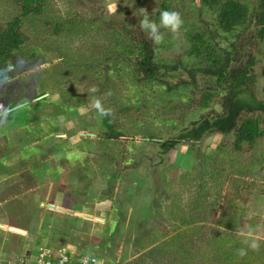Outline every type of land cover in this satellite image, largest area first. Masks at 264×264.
Here are the masks:
<instances>
[{
	"label": "rangeland",
	"instance_id": "1",
	"mask_svg": "<svg viewBox=\"0 0 264 264\" xmlns=\"http://www.w3.org/2000/svg\"><path fill=\"white\" fill-rule=\"evenodd\" d=\"M94 1L97 3L95 8L99 18L101 16L105 20L115 12L113 6L117 9L119 5H123L122 0H49L41 16L25 21L29 39L22 49L27 55L16 58L14 69L15 73L17 71L14 73L16 76H9L0 85V113L10 110L0 116V169L7 177L17 175L23 178L22 183L18 182L14 186H10L12 183L10 181L0 186V191H6L4 194L6 204L3 205L6 208L3 209L8 211V208H11V213L19 219H24L33 216L35 209L38 208L40 222L54 223V218L61 220L57 234L49 232L47 238L42 234V230L38 233V240L35 243L33 240L31 245L26 247L28 251L32 250L30 256L33 260L39 252L38 249L42 247H50L55 251L57 246L65 245L69 250L74 248L76 252L95 255L98 257L97 264H156L149 263L150 258L143 253L129 260L130 256L122 251L123 240H132L140 235L141 228L152 226L151 220L160 217V212L169 201L165 193L170 192L175 186V182L168 180L173 179L175 174L177 176L181 169L198 165L202 147L208 146L206 155L209 156L212 150L215 151V143L219 137L230 138L231 132L228 131L229 127L225 126L222 131L220 130L222 135L215 133L208 136L207 130L203 129V133L193 137L192 132H189V135L186 133L179 135L181 129L171 131L163 127L158 132L160 136L158 141L164 140V146L152 145L149 150L138 155L143 156L134 159L135 167L138 169L135 168L136 171L130 172L129 175L128 170H125L126 175L122 180L118 179L124 174V170L121 169L123 166L126 167L124 164L127 163L119 164L114 159L117 158V149L125 144L115 143L114 140L106 138L103 133L105 130L100 125V116L91 117L87 113L91 109V102L84 101L83 96L86 91L88 98L91 92L90 87L88 89V80L91 85L97 82L92 69L100 66L101 61L96 62L92 56L82 54L88 43L81 41L82 36L89 37L95 49L99 48V51L103 52L113 42L115 34L104 30L101 22L87 24L91 17L87 4L94 8L92 4ZM11 2L12 0H0V20L9 17ZM158 3L159 0H139L137 10L144 14L145 9L151 15ZM168 3L171 11L180 14L183 25L191 24L197 18L206 20L208 25L212 24L213 15H208L209 12L204 13L202 17L198 16V0L183 2L168 0ZM73 17H76L75 21H72L76 27L70 30L71 35H51L52 30L45 26L49 21L65 18L71 20ZM180 30L172 34L164 33V41L161 44H155L151 40L156 60L172 65L178 59L183 65H191V58L185 55L187 43L182 28ZM146 36L148 37L147 33ZM223 42L219 41L220 46H227L226 42ZM238 43V56H234L230 76H235L246 67L248 76L252 79L243 87L245 91L234 92L231 100H228V111L230 113L231 109L235 111L240 108V111H236L239 115L242 109L245 108L247 111L252 108L249 112L254 111V114L258 115L259 129L264 132V38L258 37L253 27L249 33L243 32ZM32 52L36 54L30 55ZM104 62L107 64V61ZM197 81L195 91L198 95L203 90L216 94L214 104L206 111L212 110L221 114V103L229 89L222 91L215 81L203 76H198ZM176 91L185 94L184 97L190 95V89ZM42 93L47 95L43 99L35 100L43 95ZM93 96L97 94L93 95L92 92V98ZM17 106L20 107L16 108ZM234 111L230 114L233 115ZM199 118V112L186 116L183 128H187L189 120L196 121ZM215 125L218 128L224 126V123L220 125L215 122ZM217 128H214V131ZM224 131L228 134L225 135ZM82 133L94 134L95 137L83 136ZM98 135L105 137L99 138ZM207 136L210 137L208 142L203 143ZM263 138L264 136L261 141L256 142L255 151L260 156L264 155ZM122 139L124 138L121 137L119 140ZM134 139L142 140L139 137ZM187 141L190 142L186 143ZM165 144L170 147L167 148ZM162 149V162L157 166L153 163L155 167L150 168L148 162H156L158 152ZM112 163L120 172L118 178L111 179L114 187L113 194L109 196L102 177L106 176L104 172L110 173L109 165L112 167ZM144 169L146 171H143ZM163 170L171 175L168 176ZM162 176H166V183H163ZM256 176L262 182L261 192L253 198L247 196L239 199L241 209L217 207L213 215L203 220L205 227L207 224V228L214 226L237 232L245 229V219L249 215H256L257 236L264 239V159ZM49 191L59 199L58 203L54 200L56 204L63 206L70 203L69 208L73 214L91 215L104 219V222L94 219L87 221L79 215L76 217L48 210V198L45 194ZM59 235L64 236V239L55 240ZM3 241L7 240L0 239V257L5 254L3 244L8 245ZM8 242L16 243L15 240ZM199 242L200 240L189 241L192 246ZM155 243L157 241H150L147 247ZM17 244L21 245L19 241ZM125 247L129 246L126 244L123 248ZM192 250L195 254L197 250L204 252V245L196 246ZM101 251L104 255H101ZM18 255L20 254L16 256ZM20 257L22 256L16 259ZM23 261L24 256L19 259L18 264H23ZM160 264H171V260L167 259ZM183 264H210V261L203 256L193 262L183 260Z\"/></svg>",
	"mask_w": 264,
	"mask_h": 264
},
{
	"label": "trees",
	"instance_id": "2",
	"mask_svg": "<svg viewBox=\"0 0 264 264\" xmlns=\"http://www.w3.org/2000/svg\"><path fill=\"white\" fill-rule=\"evenodd\" d=\"M48 1L12 0L9 17L0 20V85L9 76H16V58L27 55L22 49L29 39L25 21L41 16ZM138 2L139 0H122L123 5H119L107 20L101 16L99 18L95 1L92 3L94 8L87 4L91 13L87 24L101 22L104 30L115 34L113 42L103 52L99 48L95 49L89 37L81 38V41L88 42L82 54L92 56L96 62L101 61L100 66L92 69L97 82L91 85L88 80V89H98L93 95L97 94L95 97L101 100L103 107L110 110V115L104 117L92 108L87 113L91 117L100 116V125L104 128L103 133L107 139L125 144L117 149V158L114 159L119 164L127 163L121 169L124 174L118 178L120 170L114 168L112 163V167L109 165L110 173L104 172L106 176L102 177L109 196L113 194L114 187L111 179L115 177L122 180L126 175L125 170H128V175L135 172L134 159L143 158L138 155H142L152 145L164 146V140H153L160 139L158 132L163 127L171 131L181 129L179 135H189L192 132L193 137H196L203 133V129L207 130L208 136L215 133L222 135L220 130L228 126L231 135L230 138L219 137L215 143V151L212 150L213 153L209 156L206 155L207 145L200 148L198 165L181 169L177 176L175 174L173 179L168 180L175 182V186L165 193L169 201L160 212V217L151 220L152 226L141 228L142 235L140 233L132 240H123L122 249L125 250L126 247L123 246L127 244L130 255H133L145 250L150 241H157L143 253L150 258L149 263L160 264L169 259L171 264H183V260L193 262L198 257L205 256L210 264H264V239L257 236L258 216L249 215L245 219V229L237 232L214 226L207 228L203 221L207 216L213 215L217 207L241 209L239 199L247 196L253 198L261 192L262 182L256 173L261 169L264 155L260 156L255 151L256 142L261 141L264 136V132L259 129L260 118L254 111L249 112L252 108L247 111L242 109L239 115L236 111H240V108L235 111L231 109L230 113H234L230 114L228 100H231L234 92L245 91L243 87L252 79L248 76L246 67L235 76H230V67L234 56H238V41L244 31L249 33L254 27L258 37L264 38V0H198V16L202 17L209 12L208 15H213V20L208 25L206 20L197 18L191 24L181 27L187 43L185 55L191 58V65H183L178 59L172 65L155 59L153 43L140 28L139 22L143 14L137 10ZM171 9L168 0H159L155 11L149 16L158 23L159 13ZM75 19L76 17L71 20L65 18L49 21L45 26L52 30L51 35H71L70 30L76 27L72 22ZM166 31L161 29L163 34H170ZM219 41H225L227 46L221 47ZM78 50L79 48L77 52ZM33 54L36 53L32 52L30 55ZM198 76L215 81L222 91L229 89L221 103V114L206 111L214 104L216 94L203 90L198 95L195 91ZM180 89H190V95L184 97L185 94L176 91ZM83 96L84 101L91 102L92 91L88 98L86 91ZM197 112L200 113L199 120H189L187 128H183L185 117ZM215 122L220 125L224 123V126L217 128ZM195 125L198 129H194ZM214 128L217 129L214 131ZM225 131L227 135L228 132ZM208 136L203 143L208 142ZM121 137L124 139L119 140ZM135 137L148 140L135 141ZM165 146L167 147L166 144ZM162 160L163 149L158 152L157 161H149L148 164L150 168H154ZM169 175L171 174L168 173ZM134 177L135 175L132 176ZM161 179L163 183L167 182L166 176ZM253 225L256 227L252 228ZM249 230L253 232L252 237L247 236ZM254 238L259 245L256 250L249 247ZM190 240L200 242L192 246ZM199 245H204V252L197 250L195 254L192 248ZM241 249L246 254L241 255Z\"/></svg>",
	"mask_w": 264,
	"mask_h": 264
},
{
	"label": "crops",
	"instance_id": "3",
	"mask_svg": "<svg viewBox=\"0 0 264 264\" xmlns=\"http://www.w3.org/2000/svg\"><path fill=\"white\" fill-rule=\"evenodd\" d=\"M8 181L12 182L10 186H14L18 182L22 183L23 178L19 177L17 175L7 177L2 173V171L0 169V186L3 183H7ZM5 189L6 188H4V190ZM5 193H6V191L5 192L0 191V239L1 240H7V241H3V242L8 243V245L3 244V249L5 251V254L0 257V260L2 261V264H18L19 259L23 258V256H24L23 264H34L33 259H31V256H30L32 250L28 251V249H26V247L29 244L31 245L33 240H34V243L36 240H38V233H40L42 230H43L42 234L44 236H46L47 238L49 237V232H51L53 234H57L58 229H59V223L61 222V220L59 218H54L53 219L54 223H47L44 221L40 222L39 218H38V214H37L38 208L35 209V214L33 216H30L29 218L19 219L13 213H11V211H12L11 208H8V211H5L3 209V208H6L5 206L3 207V205L6 204V195H4ZM7 195H9V194L7 193ZM45 195L48 198L47 205H53L54 207H59V208L69 210L72 212L71 208H69L70 207L69 205H71L70 203L68 205H63V206L60 204L59 205L56 204L54 202V200H56L58 203L59 199L57 198V196H54V194L51 193V191H49ZM47 208H48V206H47ZM48 210L55 211L58 214L63 212V211H60L57 209H50V208H48ZM64 213L70 214L67 212H64ZM72 216L78 217V215L76 213L72 214ZM86 220L87 221H93V220H88V219H86ZM102 220L104 222V219H102ZM8 227H13L15 229L21 230L22 232L11 231L8 229ZM59 236L55 240H63L64 239V236H60V237ZM8 240L9 241L15 240L16 243L10 244V242H8ZM17 241H19V244L21 243V245H18ZM25 242H26V244H23ZM153 245L154 244L150 245L145 250L151 248ZM57 247L58 248H56L55 251H53L52 248H50V247L49 248H45V247L43 248L42 247L40 249H46V250H49L50 253H55L60 248L59 246H57ZM61 247L68 248L65 245H63ZM40 249H38V251H40ZM71 250H74L76 252V250L74 248H72ZM145 250L140 251L139 253H135L133 255H130V248L129 247L126 248L125 250L122 249L123 252H126L124 254H127L128 257L130 256L129 260L135 259L138 255L144 253ZM38 253H36V255ZM17 254H20L18 256H22V257H20L19 259H16L18 257V256H16ZM101 255H104V254H102V251H101Z\"/></svg>",
	"mask_w": 264,
	"mask_h": 264
},
{
	"label": "clouds",
	"instance_id": "4",
	"mask_svg": "<svg viewBox=\"0 0 264 264\" xmlns=\"http://www.w3.org/2000/svg\"><path fill=\"white\" fill-rule=\"evenodd\" d=\"M113 10H116L115 6H113ZM143 13L144 14L139 22L140 28L142 31L147 33L149 39L152 40L155 44H161L164 41V35L161 32V29H165L171 33H177L183 25V20L180 14L176 11H169V10L161 11L159 13L158 23L150 18L149 13L145 9H143ZM91 91L96 92L98 91V89L93 87ZM90 106L102 117L110 115V110L105 109L103 107L101 100L95 96H93ZM243 234L244 233H241V235ZM247 236L252 237L253 232L249 230ZM245 242L247 243L248 241L246 240ZM258 246L259 245L257 239L255 238L252 239L251 242L249 243V247L252 248L253 250H256ZM239 252L241 255L246 254L244 249L239 250Z\"/></svg>",
	"mask_w": 264,
	"mask_h": 264
},
{
	"label": "built area",
	"instance_id": "5",
	"mask_svg": "<svg viewBox=\"0 0 264 264\" xmlns=\"http://www.w3.org/2000/svg\"><path fill=\"white\" fill-rule=\"evenodd\" d=\"M33 262L34 264H97L98 257L60 247L55 253L40 249ZM0 264H2L1 260Z\"/></svg>",
	"mask_w": 264,
	"mask_h": 264
},
{
	"label": "water",
	"instance_id": "6",
	"mask_svg": "<svg viewBox=\"0 0 264 264\" xmlns=\"http://www.w3.org/2000/svg\"><path fill=\"white\" fill-rule=\"evenodd\" d=\"M46 95H47V94H43V95H41L40 97L36 98L35 100L43 99ZM23 105H25V104H22V106H23ZM20 106H21V105H20ZM20 106H17L16 108H19ZM9 111H10V110H8V111H4V112H1V113H0V116L7 114ZM81 135H83V136L87 135V136H89V137H95L94 134H84V133H82ZM98 137H99V138H104L105 135H98ZM142 140H146V141H147L148 138H144V139L142 138ZM153 140H158V139H153ZM159 141H161V140H159ZM186 143H189V142H186ZM191 143H192V142H191ZM47 206H48V208H50V209H57V210H60V211H63V212H67V213L73 214V212H71V211H69V210H65V209H62V208H59V207H54L53 205H47ZM76 214L79 215V216H81L82 218H85V219H88V220H93V219H94V220H96V221H98V222H103L102 219L97 218V217H92V216H90V215L80 214V213H76ZM8 229L11 230V231H15V232H22L21 230L15 229V228H13V227H8Z\"/></svg>",
	"mask_w": 264,
	"mask_h": 264
},
{
	"label": "bare ground",
	"instance_id": "7",
	"mask_svg": "<svg viewBox=\"0 0 264 264\" xmlns=\"http://www.w3.org/2000/svg\"><path fill=\"white\" fill-rule=\"evenodd\" d=\"M121 90V89H120Z\"/></svg>",
	"mask_w": 264,
	"mask_h": 264
}]
</instances>
